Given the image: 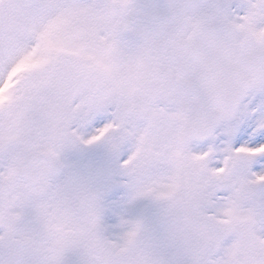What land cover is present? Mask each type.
I'll return each instance as SVG.
<instances>
[{
	"label": "snow or ice",
	"instance_id": "6c2138e0",
	"mask_svg": "<svg viewBox=\"0 0 264 264\" xmlns=\"http://www.w3.org/2000/svg\"><path fill=\"white\" fill-rule=\"evenodd\" d=\"M0 264H264V0H0Z\"/></svg>",
	"mask_w": 264,
	"mask_h": 264
}]
</instances>
